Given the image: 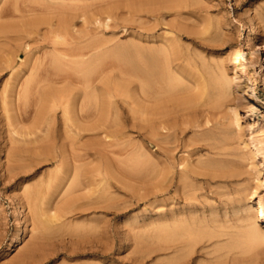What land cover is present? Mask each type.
<instances>
[{"label":"rangeland","instance_id":"1","mask_svg":"<svg viewBox=\"0 0 264 264\" xmlns=\"http://www.w3.org/2000/svg\"><path fill=\"white\" fill-rule=\"evenodd\" d=\"M165 1L83 0L80 10L69 11L78 18L75 29L66 32L68 45L61 46L68 57L60 63L61 70L52 67V72L59 71L52 76L57 77L51 84L56 92L49 98L53 97L49 107L55 106L50 107L54 112L48 117L57 137H51L52 143L51 138L35 141L42 135L39 131L27 133L34 114L40 111L35 90L31 92V86L27 91L31 88L27 85L32 76L30 62L34 64L36 56L25 57L24 49L0 39V264H264V247L253 249L244 236L248 225L255 222L264 234V0H192L180 17L162 9ZM133 2L142 7L136 16L128 10ZM77 3L66 1L70 6ZM44 32L33 37L32 48L43 45ZM165 45L174 47L175 64L193 83L214 65L225 67L229 76L247 67L255 96L242 94L239 100L234 94L222 114L211 118V122L219 118L228 123V132L221 133L225 129L220 132V125L217 129L211 124L210 128L193 127L197 118L190 112L195 106L191 99L185 107L190 113L180 117L178 129L185 131L177 141L168 137L172 132L150 131L143 101L147 50L154 51L153 88L159 83L163 91L183 88L179 94L184 96L197 91L166 71L167 58L158 55ZM81 54L84 61L78 57ZM255 54L260 55L259 61ZM46 67L51 69L49 64ZM93 89L99 92L98 109L103 102H112L101 130L102 124L97 123L101 110L96 109ZM61 103L68 111L64 112ZM70 105L76 106L70 110ZM234 113L240 115L237 128ZM249 133L253 138H248ZM46 147L52 149L50 153ZM38 153L44 154V160ZM75 165L83 167L81 178L75 176Z\"/></svg>","mask_w":264,"mask_h":264},{"label":"bare ground","instance_id":"2","mask_svg":"<svg viewBox=\"0 0 264 264\" xmlns=\"http://www.w3.org/2000/svg\"><path fill=\"white\" fill-rule=\"evenodd\" d=\"M66 1L68 0H60L58 2H53V0H0V39L3 41H7L6 43H10V45H14L15 48L17 49H24V51H26L27 54H25V57L26 55H28V57L31 58V56H36V59L34 60L35 63L33 64L32 62H30L32 65L31 67V78L30 80H28L27 82V85L29 87H32L27 91L31 90V92L33 90H35V94H36V97L38 99V103H39V107H40V111L37 115V113H35L34 115V119H33V122H32V127L28 128V132L29 133L28 135H31V134H36V132H40V134L42 133V135H40V138L37 137V139L35 141H38V142H42L44 140H47L50 139L51 137L54 139H57L56 137V134H55V131L53 129V131L51 130L52 127H50V125L52 126V122L49 123V118L50 117V114L51 112H54L51 110L50 107H55V106H50L49 107V102L52 101V99L50 100L49 98H51V94H53V92H56L54 90V88L52 89L51 88V84L53 83V79H52V76L53 75H58L59 71H53L52 72V67L54 66V68L56 70H61V66L60 63L64 62L66 60V58L68 57L67 55L69 53H67V49H63L61 48V46L63 47L64 42L65 40H67V36H66V39L65 38V35H66V32L68 31V29L70 28V31H71V28L75 29L74 26V19L75 18H78V15H75V17H72L69 15V11L72 10V11H75L77 12L78 10L81 9V4L80 2H82L83 0H73V1H76L78 2L76 5H68L66 4ZM71 1V0H70ZM135 1V0H134ZM192 1V0H166L164 3H163V6H162V9L164 11H167V12H173L174 14L172 15H175L177 17H180L182 15V10L183 9H186L188 7V3ZM202 1V0H201ZM200 2V1H199ZM198 2V3H199ZM134 4H129L128 6V10L129 12L133 15V16H136L138 14L139 11H141V6L139 4V8L137 7V5L135 4V2H133ZM153 3V2H152ZM123 4V3H122ZM114 5V4H113ZM115 6V5H114ZM152 6V5H151ZM156 6V5H155ZM121 9V8H120ZM119 9V10H120ZM151 9V8H150ZM118 10V8H117ZM127 10V11H128ZM206 10V9H205ZM145 11V9H144ZM210 11V10H209ZM207 11V12H209ZM112 12V11H111ZM121 12V10L119 11ZM143 12V11H142ZM150 12V11H149ZM206 12V11H205ZM109 14V12H108ZM111 14V13H110ZM124 14V13H123ZM122 14V15H123ZM128 14V13H127ZM193 14V13H192ZM116 15V14H115ZM121 16V15H120ZM119 16V17H120ZM140 16V15H139ZM138 16V18H139ZM143 16V15H142ZM193 16V15H192ZM195 16V15H194ZM199 16H201L199 14ZM114 17V16H113ZM118 17V16H117ZM145 17V16H144ZM176 17V18H177ZM107 18L109 19L110 18V15L107 16ZM169 18V17H167ZM193 18V17H192ZM191 18V19H192ZM117 19V18H116ZM137 19V18H136ZM201 19V18H200ZM150 20V19H149ZM153 20H155L153 18ZM158 20V19H157ZM164 20H165V17H164ZM167 20V19H166ZM124 21V20H123ZM126 21V19H125ZM133 21V20H132ZM175 21V20H173ZM164 22V21H163ZM200 22V21H199ZM132 23V22H131ZM187 23V21H186ZM188 24V23H187ZM207 24V22H206ZM172 25V24H171ZM170 25V26H171ZM181 25V24H180ZM169 26V24H168ZM213 26V25H212ZM220 26V25H219ZM177 25L175 27H173L172 29H176ZM211 27V26H210ZM222 28V26H221ZM226 28V27H225ZM201 29V28H200ZM223 29V28H222ZM42 30H45V32L43 33L42 35V41H43V45L42 46H39L37 48H32L31 45H30V42L31 40H33L34 36H40L41 34V31ZM150 30V29H149ZM193 30V29H192ZM147 31V30H146ZM145 31V32H146ZM163 31V30H162ZM177 31V30H176ZM202 31V30H201ZM207 31V30H206ZM69 32V31H68ZM72 32V31H71ZM78 32V30L76 31V33ZM80 32V31H79ZM167 32H170V31H167ZM193 32V31H192ZM81 33V32H80ZM172 33V32H171ZM174 33V32H173ZM205 33V30L204 32ZM199 34V33H198ZM255 36H260V32L259 31H255L254 32ZM70 35V34H69ZM79 35V34H78ZM205 35V34H203ZM252 35V34H251ZM250 35V36H251ZM80 36V35H79ZM168 36V35H167ZM177 36V35H176ZM198 36V35H197ZM254 36V35H253ZM34 37V38H33ZM179 37V36H178ZM78 38V37H77ZM81 38V37H80ZM150 38V36H149ZM176 38V37H175ZM83 39V38H81ZM151 39H154L151 37ZM179 39V38H178ZM78 40V39H76ZM139 40V39H138ZM176 40V39H175ZM185 40V39H184ZM197 40V39H196ZM68 41V40H67ZM146 41V40H145ZM155 41V40H154ZM164 41V40H163ZM162 41V42H163ZM178 41V40H177ZM148 42V41H147ZM170 42V41H169ZM185 42V41H184ZM144 43V42H143ZM146 43V42H145ZM165 43V42H164ZM175 43V42H174ZM189 43V42H188ZM192 43V42H191ZM262 43V42H261ZM260 43V44H261ZM68 45V43H66ZM148 44V43H146ZM264 45V43H262ZM70 45V44H69ZM77 45V44H76ZM171 45V44H170ZM175 45V44H174ZM173 45V46H174ZM252 46V45H251ZM255 46V45H254ZM178 47V46H177ZM195 47V46H194ZM258 47V46H257ZM263 47V46H262ZM261 47V48H262ZM69 49V48H68ZM178 49V48H177ZM197 49V48H196ZM208 49V48H207ZM206 49V50H207ZM215 49V48H214ZM217 49V48H216ZM226 49V48H225ZM256 49V47H255ZM51 50V52H50ZM181 50V49H180ZM199 50V48H198ZM69 51V50H68ZM145 51V50H144ZM202 51V49H201ZM213 51V50H212ZM215 51V50H214ZM213 51V53H214ZM227 51V50H226ZM174 47H170L169 45H165L163 46V48L158 52V55H162L164 57L167 58V63H168V69H166V71L168 70V73L170 75L173 74V76H176L178 78L179 81H182L183 83H189L191 84L192 86H194V89L196 90L197 88V91H195V93H192L191 95H188L189 92L186 94L188 95L186 97V95L184 96L183 95H180L179 91L182 90L183 88H180L179 90L177 89H173V88H169L167 91H163L162 88L160 87V83L159 85H157L156 88H153L152 84H153V78H154V74H153V68H154V56H153V53L154 51L153 50H147V59H146V71H145V80H146V89L145 91L143 92L144 93V103L146 105L145 106V113H146V124L147 126L150 128V131L151 132H154L156 131V129H161L163 130L164 132L166 131L168 134L169 132H172L171 134H169L168 137H171L173 140L175 139L177 141V137L179 134H182L184 133V129H181L179 127V124H180V117L182 118L185 114L187 115V112H189V109L185 108L186 105L188 104V102L190 101H194L195 103V106L194 108L190 111L192 112L193 116L196 117L197 119H195V124L193 127H195L196 129H199V128H210V124L212 125V128H215L217 129V126L220 125V132L225 134L226 131L228 130V128H230V125L227 123V124H224V121H221L219 120V118L217 119L216 123L215 121L214 122H211V118L212 117H216V115H219V114H222V110H224L223 108L224 107H227L228 104H230V100L233 98V95L236 94L235 98L236 99H239V100H242L241 97H242V94L243 95H247V96H255V90L254 89V85L253 83L251 82V75L249 77V73H248V70H247V67L244 65L242 66L241 70H240V74H235L234 76L231 75L229 76L223 66L221 65H214L213 66V69L210 71V72H206L205 73V76L198 78L196 79V81L193 83L189 77L188 74H186L185 72H180L179 70H181V66L178 65L179 63H176V59H175V54H174ZM177 52V51H176ZM219 52V51H218ZM255 52V51H254ZM212 53L211 51L209 52V54ZM228 53V52H227ZM236 53V52H235ZM258 53V52H257ZM73 54V53H72ZM80 54V53H79ZM145 54V53H144ZM226 54V53H225ZM238 54V53H237ZM78 55V54H77ZM75 54V56H77ZM203 55V54H202ZM208 55V54H207ZM214 55V54H213ZM218 55V54H217ZM71 56H74V55H71ZM74 56V57H75ZM222 56V54H221ZM224 56V55H223ZM230 56V54H229ZM238 56H240L238 54ZM238 56H234L235 58L233 59L234 60V63L236 58L238 59ZM260 56V55H259ZM259 56L258 54H255V58L257 59V61H259ZM78 57L81 58V60H83V55H79ZM233 57V56H232ZM199 58V57H198ZM224 58V57H223ZM228 58V57H227ZM33 59V58H32ZM230 59V58H229ZM228 59V60H229ZM47 60H49V62H47ZM139 60V59H138ZM179 60V59H178ZM225 60V59H224ZM27 61V60H26ZM25 61V62H26ZM33 61V60H32ZM70 61V60H69ZM84 61V60H83ZM25 65L28 66L27 63H25ZM226 62V61H225ZM230 62V61H229ZM233 62V61H232ZM241 62V61H240ZM29 63V64H30ZM228 63V62H227ZM49 64V67L51 66V69H49L48 67H46L47 65ZM70 64V63H69ZM229 64V63H228ZM226 64V65H228ZM247 64V63H246ZM58 65V66H57ZM230 65V64H229ZM71 66V65H70ZM79 66V65H78ZM225 66V65H224ZM231 66V65H230ZM234 65H232L233 67ZM241 66V65H240ZM238 66V67H240ZM30 67V65H29ZM80 67V66H79ZM231 67V68H232ZM227 69V68H226ZM234 69V67H233ZM239 69V68H238ZM231 70V69H230ZM30 71V70H29ZM227 71V70H226ZM237 71V70H236ZM64 72V71H63ZM191 72V71H190ZM232 72V71H231ZM235 72V71H234ZM233 73V72H232ZM234 74V73H233ZM29 76V74H28ZM27 76V77H28ZM68 76V75H67ZM166 76V75H165ZM172 76V77H173ZM192 76V75H191ZM198 76V75H197ZM63 77V76H61ZM103 77V76H102ZM136 77V75H135ZM57 78V77H56ZM60 78V77H59ZM67 78V77H66ZM142 78V77H141ZM252 78V77H251ZM101 79V78H100ZM186 79V81H185ZM62 80V78H61ZM27 81V79H26ZM161 81V80H160ZM159 81V82H160ZM254 81V80H252ZM102 82V81H101ZM23 83V82H22ZM56 83V82H54ZM184 83V84H185ZM254 84H255V81H254ZM26 85V84H25ZM128 85V84H127ZM20 86V85H19ZM18 86V87H19ZM102 86V85H101ZM111 86V85H110ZM109 86V87H110ZM186 86V84H185ZM14 87V86H13ZM23 87V86H22ZM97 87V85L95 86ZM100 87V86H99ZM108 87V88H109ZM107 88V87H106ZM15 89L17 90V88L15 87ZM27 89V88H26ZM110 89V88H109ZM130 89V88H129ZM93 93H92V96L94 97V101L95 102V105H96V109L97 110H101L99 111L97 114L100 113V117L98 122L97 123H101L102 126L99 125V129L100 127L102 129L103 128V123L101 122L103 120V118H105V116H107L106 114L108 113L107 109L109 107V104L112 105L111 103L112 102H103L102 104V107L101 109H98V104H99V97L97 96V94L99 92H96V89H93ZM119 90V89H118ZM12 91H15L12 89ZM98 91V90H97ZM121 91V90H120ZM184 91V90H183ZM16 92V91H15ZM15 92H12V93H15ZM17 93V92H16ZM26 93V92H25ZM61 93V92H60ZM58 93V94H60ZM97 93V94H96ZM105 93V92H104ZM108 93V92H107ZM137 93V92H136ZM129 94V93H128ZM16 95V94H15ZM24 95V94H23ZM30 95V94H29ZM33 94H31L30 97H32ZM56 95V94H55ZM54 95V96H55ZM107 95V94H106ZM115 95V93H114ZM25 96V95H24ZM35 96V95H34ZM33 96V97H34ZM109 96V95H108ZM113 96V95H112ZM139 96V95H138ZM18 97V96H17ZM23 97V96H22ZM29 97V96H28ZM61 97V96H59ZM101 97H103L101 95ZM100 97V98H101ZM190 97V98H189ZM238 97V98H237ZM64 98V96H63ZM83 98V97H82ZM189 98V99H187ZM244 98V97H242ZM16 99V98H15ZM86 99V98H85ZM129 99V98H128ZM133 99V98H132ZM139 99V98H138ZM247 99V98H246ZM245 99V100H246ZM50 100V101H49ZM61 100V98H60ZM63 100V99H62ZM102 100V98H101ZM112 100V99H111ZM135 100H136V97H135ZM142 100V99H141ZM234 100V99H233ZM238 100V101H239ZM244 100V101H245ZM248 100V99H247ZM25 101V100H24ZM33 101H34V98H33ZM36 101V100H35ZM69 101V100H68ZM67 101V102H68ZM115 101V99H114ZM236 101V100H235ZM236 101V102H238ZM19 102V101H18ZM26 102V101H25ZM24 102V103H25ZM37 102V101H36ZM58 103H60L59 101H57ZM66 102V103H67ZM91 102V101H90ZM116 102V101H115ZM131 102V101H130ZM136 102V101H135ZM138 103L140 101H137ZM30 103V101H29ZM27 103V105L29 104ZM56 103V102H55ZM64 103V104H66ZM83 103V102H82ZM117 103V102H116ZM115 103V104H116ZM142 103V101H141ZM33 102H31L30 105H32ZM36 104V103H35ZM63 103H61L62 105ZM69 104V103H68ZM131 104V103H130ZM137 104V103H136ZM17 105V104H16ZM29 105V107H30ZM38 105V104H37ZM59 105V104H58ZM72 105V104H71ZM70 105V106H71ZM94 105V104H93ZM132 105V104H131ZM131 105H128V106H131ZM143 105V103H142ZM64 106V112L65 110L68 111V108L66 109L65 108V105H62ZM76 106V105H75ZM74 106V107H75ZM116 106V105H115ZM119 106V105H118ZM135 106V105H133ZM132 106V107H133ZM249 106V105H248ZM33 107V106H32ZM36 107V106H35ZM37 107V108H39ZM69 107V106H68ZM73 107V108H74ZM83 107V106H82ZM113 107V106H111ZM139 107V106H138ZM143 107V106H142ZM31 108V107H30ZM61 108V107H60ZM72 106L71 108L69 107V109H73ZM78 109V107H76ZM75 108V110H76ZM119 108V107H118ZM228 108H232V107H228ZM23 109V108H22ZM55 109V108H54ZM57 109V108H56ZM133 109V108H131ZM138 109V108H137ZM238 109V108H237ZM36 110V108H35ZM73 110V111H75ZM136 110V109H135ZM228 110V109H226ZM32 111V110H31ZM66 111V112H67ZM96 111V110H95ZM110 108H109V112H110ZM120 111V110H119ZM138 111H141V110H138ZM230 111V110H229ZM248 111V110H246ZM253 111V110H252ZM29 112V111H28ZM76 112H78V110H76ZM75 112V113H76ZM189 112V113H190ZM226 112V111H225ZM30 113V112H29ZM28 113V114H29ZM68 113V112H67ZM74 113V114H75ZM94 113V112H93ZM231 113V112H230ZM249 113V112H248ZM33 114V113H32ZM66 114V113H65ZM112 114V113H111ZM136 113H134L135 115ZM232 114V113H231ZM239 114V113H238ZM246 114V113H245ZM52 115V114H51ZM77 115V114H76ZM75 115V116H76ZM110 115V114H108ZM247 115V114H246ZM70 116V115H68ZM67 116V118H69ZM72 116H73V113H72ZM79 116V115H77ZM98 116V115H97ZM96 116V118H97ZM116 116V115H115ZM136 116V115H135ZM238 116L240 115H237V113H234L233 114V119H234V122L236 123V127H239V121H238ZM89 117V116H88ZM87 117V118H88ZM112 117V116H110ZM185 117V116H184ZM219 117V116H217ZM52 118V117H51ZM66 118V119H67ZM79 118V117H77ZM145 118V117H144ZM189 118V117H188ZM49 119V120H48ZM53 119V118H52ZM93 119V118H92ZM98 119V118H97ZM120 119V117H119ZM136 119V118H135ZM70 120V119H69ZM72 120V119H71ZM94 120V119H93ZM109 120V119H108ZM242 120V119H241ZM240 120V121H241ZM67 121V120H66ZM81 121V119H80ZM79 121V122H80ZM84 121V120H83ZM107 121V120H106ZM76 122V121H75ZM87 122H90L89 120ZM95 122V121H94ZM104 122V121H103ZM109 122V121H108ZM123 122V121H122ZM77 123V122H76ZM75 123V124H76ZM93 123V121L91 122ZM107 123V122H106ZM121 123V122H120ZM184 123H187V122H184ZM192 123V122H191ZM190 123V124H191ZM50 124V125H49ZM109 124V123H108ZM110 125V124H109ZM193 125V124H192ZM191 125V126H192ZM234 125V124H233ZM94 126H95V123H94ZM93 126V128H94ZM107 126V124H106ZM130 126V125H129ZM235 126V125H234ZM97 127V126H96ZM127 127V126H126ZM242 127V126H240ZM251 128V126H249ZM248 127V128H249ZM124 128V127H123ZM186 128V127H184ZM235 128L233 130H235ZM94 129H98V128H94ZM93 129V130H94ZM25 130V129H24ZM84 130V129H83ZM90 130V128L88 129ZM92 130V128H91ZM90 130V131H91ZM101 130V129H100ZM149 130V129H148ZM189 130V129H188ZM252 130V128H251ZM67 131V130H66ZM65 131V132H66ZM85 131V130H84ZM89 131V132H90ZM125 131V130H124ZM147 131V130H146ZM242 131V129H241ZM249 131V130H248ZM69 132V131H68ZM87 132V131H86ZM228 132V131H227ZM238 132V131H237ZM251 132V131H250ZM254 132V131H253ZM92 133V132H91ZM123 133V132H121ZM126 133V132H125ZM124 133V134H125ZM191 133V132H190ZM240 133V132H239ZM93 134V133H92ZM104 134V133H103ZM123 134V135H124ZM147 134V133H146ZM253 134V133H251ZM219 135H221L219 133ZM107 137H110L108 135H106ZM113 136V135H112ZM117 136V135H116ZM181 136V135H180ZM252 135H250L249 133V136L248 138H250ZM245 137V136H244ZM257 137V136H256ZM255 137V139H256ZM52 138L50 139L49 142L52 141ZM253 138V137H251ZM106 139V137H105ZM113 139V137H112ZM179 139V138H178ZM237 139V138H236ZM247 140V136L245 138ZM264 139V138H262ZM261 139V140H262ZM107 140H109L107 138ZM219 140V139H218ZM244 140V139H243ZM259 140V139H257ZM46 141V142H47ZM110 141V140H109ZM251 140H249L250 142ZM260 141V140H259ZM54 142V141H53ZM185 142V141H184ZM239 142V141H238ZM244 142V141H243ZM52 143V142H51ZM247 143V142H246ZM256 144L260 145L259 143L255 142ZM45 144V143H43ZM47 144V143H46ZM54 144V143H53ZM110 144V142H109ZM181 144V143H180ZM232 144V143H231ZM241 144V143H240ZM262 144V143H261ZM185 145V144H184ZM242 145V144H241ZM245 145V144H244ZM249 145V144H247ZM246 145V146H247ZM257 145V146H258ZM62 146V145H61ZM191 146V145H190ZM189 146V147H190ZM234 146V145H233ZM251 146V145H249ZM248 146V147H249ZM252 146L253 143H252ZM255 146V147H257ZM57 147V145H56ZM55 147V148H56ZM63 147V146H62ZM159 147V146H158ZM224 147V146H223ZM229 147V146H228ZM262 147V145H261ZM43 148V147H42ZM41 148V151L45 152L44 150H42ZM58 148H60L58 146ZM80 148V147H79ZM177 148V147H176ZM233 147H231L232 149ZM254 148V147H253ZM47 149V147L45 148ZM50 148L48 147L47 151L49 150ZM159 149V148H158ZM258 150L260 149L259 147L257 148ZM52 150V149H50ZM55 150V149H54ZM57 150V148H56ZM59 150V149H58ZM198 150V149H197ZM214 150V148H213ZM225 150V149H224ZM253 150V149H252ZM251 150V152H252ZM262 150V149H261ZM62 151V150H61ZM60 151V152H61ZM203 151V150H202ZM223 151V150H222ZM226 151V150H225ZM255 151V150H254ZM50 153V151H48ZM54 152V151H53ZM204 152V151H203ZM206 152V151H205ZM230 152V151H229ZM237 152V151H236ZM240 152V151H239ZM57 153V152H56ZM55 153V154H56ZM62 153V152H61ZM198 153H201L198 151ZM208 153V152H207ZM245 153V152H244ZM260 153V152H259ZM39 154H42V153H38ZM46 154V152L44 153ZM44 154L42 159L41 160H44ZM58 154V153H57ZM163 154V153H162ZM167 154V153H166ZM209 154V153H208ZM223 154V153H222ZM47 155V154H46ZM46 155H45V158H46ZM62 155V154H61ZM61 155H58V156H61ZM197 155V154H196ZM256 155V154H255ZM258 155V154H257ZM50 156V155H48ZM161 156V154H160ZM254 156V155H253ZM40 157V156H39ZM163 157V156H161ZM160 157V158H161ZM35 158H38V157H35ZM62 158V157H61ZM227 158V157H226ZM59 159V158H58ZM64 159V158H63ZM164 159V157L162 158V160ZM36 160V159H35ZM39 160V158H38ZM52 160V159H51ZM74 160V159H73ZM40 161V160H39ZM61 161V160H59ZM166 161V160H165ZM173 161V160H172ZM170 161V163L172 162ZM226 161V160H225ZM168 162V161H167ZM222 162V161H221ZM236 162V161H235ZM63 163V162H62ZM169 163V164H170ZM181 163V162H180ZM183 163V162H182ZM74 164V163H73ZM164 164V162L162 163ZM186 164V163H185ZM188 164V163H187ZM237 164V163H236ZM242 164V163H241ZM61 165V164H60ZM171 165V164H170ZM189 165V164H188ZM186 165V166H188ZM218 165V164H217ZM69 166V165H68ZM72 166V165H71ZM159 166V164H158ZM176 166V165H175ZM200 166V164H199ZM60 167V166H59ZM95 167H98V166H95ZM163 167V166H162ZM192 167V166H191ZM194 167V166H193ZM213 167V166H212ZM218 167V166H217ZM58 168V167H56ZM67 169L70 168L69 167H66ZM72 168V167H71ZM99 168V167H98ZM97 168V169H98ZM189 168V167H187ZM186 168V169H187ZM204 168V167H203ZM237 168V167H236ZM75 170V176H77L78 178H81L82 175H85V174H82L83 172V167L81 165H75L74 168ZM72 169V170H73ZM93 169V168H91ZM177 169V168H176ZM212 169V168H210ZM243 169V168H242ZM57 170V169H56ZM94 170V169H93ZM99 170V169H98ZM97 170V171H98ZM179 170V169H178ZM96 171V169H95ZM94 171V173H95ZM96 171V172H97ZM176 171V170H175ZM181 171V170H180ZM236 171V170H235ZM58 172V171H57ZM87 172V170L85 171ZM184 172H188V171H184ZM70 173V172H69ZM67 173V174H69ZM88 173V172H87ZM90 173V172H89ZM191 173V171H190ZM243 173V172H242ZM66 176L64 175V177L67 178V175ZM198 174V173H197ZM176 175V174H174ZM196 175V174H195ZM232 175V174H231ZM244 175V174H243ZM72 176V175H71ZM89 176V175H88ZM161 176V175H160ZM167 176V175H166ZM179 176V175H178ZM189 176V175H188ZM202 176V175H201ZM221 176L223 177H226V175L224 173H221ZM230 176V174L228 175ZM58 177V176H56ZM63 177V176H62ZM164 177V176H163ZM162 177V178H163ZM170 177V176H169ZM177 177V176H176ZM210 177V176H209ZM241 177V176H239ZM65 178V179H66ZM84 178V177H83ZM93 178V177H92ZM175 178V177H174ZM189 178V177H188ZM191 178V177H190ZM63 179V178H62ZM69 180V177L67 178ZM111 179V178H110ZM159 179V178H157ZM161 179V177H160ZM170 180V178H168ZM230 179V178H228ZM238 179V178H237ZM61 179L59 178V181ZM79 180V179H78ZM175 180V179H174ZM181 180V179H180ZM194 180V179H192ZM62 182L64 180H61ZM60 181V182H61ZM81 181V179H80ZM159 181V180H158ZM165 181V180H164ZM201 181V180H199ZM198 181V182H199ZM208 181V180H207ZM163 182V181H161ZM169 182V181H168ZM177 182V180H176ZM235 182V181H234ZM237 182V181H236ZM66 182H64L63 185H66L65 184ZM74 183V182H72ZM172 183V182H171ZM223 183V182H222ZM60 183L56 184V185H59ZM69 184V183H67ZM79 184V183H78ZM174 184V183H172ZM179 184V182H178ZM226 184V182H225ZM61 185V184H60ZM91 185V183H90ZM237 185V184H236ZM235 185V186H236ZM61 186V187H62ZM165 186V185H164ZM180 186V185H179ZM200 186V185H199ZM56 187V186H55ZM58 187V186H57ZM60 187V186H59ZM58 187V189H59ZM157 189H158V186H156ZM170 187V186H169ZM247 187V186H246ZM64 188V186H63ZM163 188V187H162ZM161 188V189H162ZM238 188V187H237ZM154 189V188H153ZM160 189V188H159ZM64 190V189H63ZM163 190V189H162ZM167 189H165L166 191ZM174 190V188H173ZM176 190V189H175ZM181 190V188H180ZM205 191V190H204ZM28 192V191H27ZM180 192V191H179ZM245 192V191H244ZM254 192V190H253ZM239 193V192H238ZM255 193V192H254ZM27 194V193H26ZM181 194V193H180ZM29 196V194H27ZM195 195V194H194ZM254 195V194H253ZM27 196V197H28ZM66 196V195H65ZM203 196V195H202ZM222 196V195H221ZM232 196V195H231ZM250 196L253 197L250 193ZM208 197V196H207ZM195 198V197H194ZM193 197L189 200H192ZM251 199V198H250ZM34 201V200H32ZM186 201V200H185ZM215 201V200H214ZM192 202V201H191ZM225 203V202H224ZM240 205V204H239ZM34 206H35V203H34ZM39 206V205H38ZM38 206L36 205V208L37 210H41L42 208L40 207L38 209ZM243 206V205H242ZM195 208V207H194ZM243 208V207H242ZM259 209L263 210L262 209V206L258 207ZM235 209H237L235 207ZM35 210V211H37ZM239 210V209H238ZM194 211V210H193ZM192 211V212H193ZM264 211V210H263ZM263 211L261 214H263ZM191 212V211H190ZM42 213V212H40ZM247 213V212H246ZM259 213V212H258ZM241 214V213H240ZM182 215V214H181ZM231 216V215H230ZM246 216V215H245ZM183 217V216H182ZM241 217V216H240ZM259 217V216H258ZM191 218V217H190ZM203 218V217H202ZM257 218V217H256ZM39 219V218H38ZM263 219V218H262ZM196 220V219H195ZM207 220V219H206ZM191 221V220H190ZM230 221V220H229ZM228 221V222H229ZM234 221V220H233ZM257 221V220H256ZM18 222V221H16ZM194 222V221H193ZM192 222V223H193ZM250 222V221H249ZM252 222V221H251ZM181 223V222H180ZM207 223V222H206ZM231 223V222H230ZM256 223V222H255ZM251 224V225H248L246 231H245V238L246 240L248 241L247 243H249V245L253 248V249H256V250H261L263 247H264V234L262 233V231L259 229V227H257L256 224ZM258 223V222H257ZM208 224V223H207ZM226 224V223H225ZM15 225H18V223H15ZM173 225V224H172ZM210 225V224H209ZM218 225V224H217ZM231 225V224H229ZM195 226V224H194ZM197 226V225H196ZM208 226V225H207ZM206 226V227H207ZM212 226V225H211ZM228 226V225H227ZM19 227V226H18ZM18 227H15V228H18ZM181 227V226H180ZM226 227V226H225ZM173 228V227H172ZM185 228V226H184ZM198 228V227H197ZM221 228V227H220ZM229 228V226H228ZM242 228V227H241ZM169 229V228H168ZM182 229V228H181ZM189 229V228H188ZM196 229V227H195ZM237 229V228H236ZM263 229V228H262ZM180 230V229H179ZM183 230V229H182ZM205 230V229H204ZM226 230V229H225ZM243 230V228H242ZM208 231V230H207ZM206 231V232H207ZM163 232V231H162ZM180 232V231H178ZM204 232V233H206ZM187 233V232H186ZM189 233V232H188ZM201 233V232H200ZM219 233V232H218ZM223 233V232H222ZM169 234V233H168ZM171 234V233H170ZM174 234V233H173ZM184 234V233H183ZM182 234V235H183ZM199 234V233H197ZM195 233V235H197ZM209 234V233H208ZM207 234V235H208ZM214 234V233H213ZM212 234V235H213ZM165 235V234H164ZM163 235V236H164ZM178 235V234H177ZM176 235V236H177ZM189 235V234H187ZM206 235V236H207ZM235 235V234H234ZM19 236L20 234L18 233V239H19ZM22 236V235H21ZM170 236V235H168ZM167 236V237H168ZM175 236V235H174ZM180 236V235H179ZM193 236V235H192ZM227 236V235H226ZM232 236V235H231ZM194 237H197V236H194ZM204 237V236H203ZM223 237V236H222ZM169 238V237H168ZM174 238V237H173ZM172 238V240H173ZM181 239V237H179ZM200 238V236H199ZM212 238V237H211ZM242 239V240H245ZM17 239V238H16ZM18 239L16 240L18 242ZM166 239V237H165ZM164 239V240H165ZM167 240V239H166ZM176 240V239H174ZM178 240V239H177ZM176 240V242H178ZM209 240V238H208ZM184 241V240H183ZM192 242V241H191ZM219 242V241H218ZM168 243V242H167ZM173 243V242H171ZM244 243V242H243ZM196 244V243H195ZM248 245V246H249ZM127 246L126 244H124V246H122L123 248ZM243 247V246H242ZM215 248V247H213ZM251 248V249H252ZM218 249V248H217ZM250 249V250H251ZM213 250V249H212ZM189 251V250H188ZM214 251V250H213ZM178 253V252H177ZM251 253V252H250ZM241 254V253H240ZM249 254V253H248ZM165 255V254H164ZM186 255V254H185ZM184 255V257H185ZM239 255V254H237ZM220 256V255H219ZM233 257V256H232ZM260 257V256H259ZM182 260V259H181ZM218 260V259H217ZM263 261V260H262ZM260 264V263H259Z\"/></svg>","mask_w":264,"mask_h":264}]
</instances>
